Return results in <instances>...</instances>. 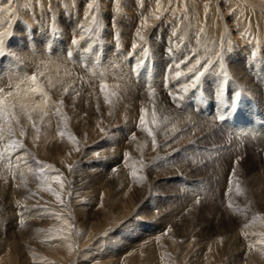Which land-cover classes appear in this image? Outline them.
<instances>
[{"label": "rangeland", "instance_id": "rangeland-1", "mask_svg": "<svg viewBox=\"0 0 264 264\" xmlns=\"http://www.w3.org/2000/svg\"><path fill=\"white\" fill-rule=\"evenodd\" d=\"M249 1L253 4L248 7L246 0H227L229 6L234 9L235 12L237 11V13H235L234 19L232 18V21L236 23V28L234 31H231V33H228L230 38L229 36L226 38L222 31L224 25L222 17L219 16L217 12L216 3H220V0H208L205 7L201 10L198 7L197 0H2L4 11L5 9L6 11L4 13L5 18L0 24V53L4 54L0 56V89L7 88L4 90L5 93H7V90H11L15 93L13 86L11 89L12 84L10 85V82L18 85L22 84L24 89L30 87V77L32 76L31 74H33L37 76V85L40 89L42 88L41 90L45 95L42 97L39 93L25 94L28 104L25 103V107L28 110H21L23 115L20 113V108L18 110L16 104L11 102L12 98L8 97L10 100L7 99V97L5 98V102H7L5 106L9 108V112L5 114L4 120L0 119L3 120V125L0 121V128L4 130L3 138L0 137V264H264V244L260 243V241L264 239V153H262L263 156H261V158L259 157L256 159L254 158L256 157L254 154H246L236 159L228 158L225 156V152L229 150V146L226 144V139L222 130L218 131L219 135L214 137V139H209L207 136L201 135L195 130L193 135L196 137V140L189 145L187 141L191 139L192 136L190 133L182 130L183 133L181 131L178 133L179 139L169 143V145H165L167 147L163 148V143L154 148L153 146L150 147L151 145L146 147L143 143H146L144 139H146L145 135L147 131H145V128H143L140 123L138 127L135 125L142 115L144 119H146L144 127L152 124L153 119L150 121L144 108L148 98L158 91V85L155 86L156 88H144L141 84L131 82L132 80L127 81L124 78L121 79V76L130 79L135 78L132 73L136 71L137 67H134L132 62L141 59L142 51L139 49L138 45L139 42L148 38V36L142 35L141 37H143V39L139 38L137 41L138 31L144 24L148 23V21H146L147 19L144 22L143 20L145 19V15L149 14L150 11L151 13H156V15L152 14L150 17V20L155 22L156 20L159 21L163 19L168 12L174 11L172 14H169L172 17L173 14H177V12L185 8L186 12L183 16L185 18L187 17L188 20H192L190 27L204 18V22H206L205 27H208L210 29V34H212L209 36V38L211 37L210 39L205 38L206 40L204 41L207 44L205 42L203 43L206 46L201 43L202 41L198 42V39H193L192 31H190L193 26L188 30L190 33H182L186 45H190V47H187L191 51L195 48L193 50L195 55L200 51V54H197L199 57L200 55L202 56L203 53H207L208 50L210 51L212 47L216 49L213 50L212 55L216 54L220 45H223L226 41L227 44H236L239 40L238 36L241 37L240 39L246 38V41L243 39V42H250L249 46H255L256 42L264 43V32H262L264 29V0ZM93 3L95 7L90 9L89 5ZM156 7H158L157 11ZM25 9L27 17L24 18L27 20L28 28H21L19 31L9 30L8 26L10 23H14V26L17 27L15 24L18 21V17L22 16ZM19 11H21V14ZM132 11H134L133 14L131 13ZM29 14H31V16L34 15L37 20L33 22ZM130 15L136 17L137 22L131 29L134 33L131 32L127 40L123 38L120 24L126 21L127 18L129 19V17H131ZM170 16L167 20L170 19ZM177 16L179 19L180 15ZM235 18H237V20ZM50 19L53 20L52 23L46 26V23L49 22ZM44 20H46V23ZM37 21L39 22V27ZM249 21H253V23L246 24V22ZM255 21L257 23L260 22V25ZM170 22H172V20ZM173 22L171 24H173ZM238 24L241 25L238 27ZM51 25L56 31L51 29ZM153 25L154 23L151 25L152 28H150L149 32L153 29ZM243 25L245 29L246 27L250 29V32L248 29L245 30ZM253 25L257 28L253 27ZM154 26H156V24ZM177 26L178 22L174 24L173 27L177 28ZM194 26L195 29H197L199 23ZM48 27L50 28L48 30V37L43 36L45 35L44 31H46ZM32 28H36L38 32ZM175 31H177V29ZM240 32V35L237 34ZM248 33H251V35L248 36ZM257 34L260 35L258 36ZM151 35L152 33L149 34V36ZM189 35L192 38L188 37ZM166 36H168V31ZM154 37H156V35H154ZM254 37L257 39L255 40ZM30 38H32L31 41ZM169 38L171 39L170 35ZM161 40H159V44L163 41V44H166L164 36L162 42ZM73 41H75V43H73ZM29 43L35 50L28 49ZM134 44L136 45L135 48H133ZM196 45H198V47ZM262 46L264 47V44H262ZM202 47L204 48L202 49ZM115 48L122 53L121 58L116 57ZM11 50L19 61L22 62L23 70H19L18 68L11 70L14 63V60L9 56ZM97 50L102 52L104 60L115 61L114 67H110L111 65L102 67L101 73L106 75L102 82L95 80L88 75V71H84L79 66V61L82 59L88 62L89 65L93 60H99L101 57H98ZM201 50H203V52ZM16 51L20 52L18 53L19 55ZM22 53L25 60L22 59ZM119 59L120 61L118 62L117 60ZM131 66L133 70L130 68ZM16 70L20 72H14ZM145 76V74L141 75V83L144 82ZM53 78L54 80H52ZM69 79H71L70 82ZM20 81H24V83ZM61 82H64L66 85ZM53 83L55 85H53ZM238 84L243 85L240 82H238ZM68 85L70 88L67 87ZM102 85L104 86L103 92L102 89H100ZM57 87L60 88V92ZM56 88L61 94H59L60 98L58 94H56L58 92L54 91ZM70 90L72 92H70ZM109 90L112 95L110 92H106ZM53 91L56 93L53 94ZM67 91L73 94L71 97L72 99L70 98L71 94L69 92L70 95H67ZM188 91L185 92L183 96V99L186 98V100L184 99L185 103H189L192 99L189 98L190 94ZM120 92L130 97V100L134 103L132 105L133 109L130 112L127 109V111L123 112L124 110L122 111L121 107L118 106L117 108L111 109V113L106 117V107L114 105L112 101H110V96L116 99L120 96ZM113 93L117 95L115 96ZM0 95H3V93H0ZM49 95L50 97L54 96V98H50ZM140 95L144 97H140ZM30 96L32 97L30 98ZM106 97L109 99H106ZM58 99H60V101ZM64 99L66 101H64ZM88 99H90V101ZM32 102L36 105L39 104L37 105L39 109H36L37 107ZM41 103H43V105ZM91 103H94L92 104L93 106ZM94 105L99 107L97 108ZM14 110L19 111V113ZM141 110H143L145 114ZM25 111H28V114H26ZM138 111H140V116ZM104 113L105 115H102ZM16 114H18V117ZM132 114L134 117L131 116ZM15 116L16 119H13ZM123 116L129 118L126 117L125 119ZM20 117L26 120L20 121ZM36 119L39 121H36ZM17 121H19V123ZM163 126H165L164 128L166 129V125ZM9 127H11V134H9ZM82 128L83 130L87 129L85 130L87 132L83 131ZM89 130H94V132L97 130V132L94 133L96 138L94 137V140L91 142H89L88 138ZM81 132L82 134L84 132V135H82ZM13 142H18V144L23 145V147H12ZM199 142H201V144H199ZM158 143L160 142L156 141V144ZM125 145L130 148L127 146L125 147ZM111 147L114 150H118V152L124 150L121 155H118L117 159L120 160L126 168L115 177L114 175L107 177L103 171L106 166L109 167L107 164H110L109 161L113 159L112 155L109 156V153L106 154V152L110 151ZM135 148L137 149L135 150ZM166 148H168V150ZM175 148L176 150H173ZM139 149L141 152L138 151ZM101 150H103L104 153H102ZM129 151H131L134 156L137 154L140 155H137L135 158L133 157V159ZM136 151L137 153H135ZM216 151H220L219 154H215ZM253 152L256 154L259 150L257 151L255 149ZM141 153H145V156ZM17 154L19 155V160H14L11 163V158H14L13 156ZM124 155L127 157L125 160H122ZM190 158L193 159L191 160ZM190 160L191 162H189ZM258 161L260 163H256ZM180 164L185 170L182 169ZM238 164H241L243 168ZM48 165H51L52 169L58 170V172L62 174V177L66 181L63 188L51 179L57 175V172L50 171L46 167ZM117 165L116 163L113 169L111 168L112 174H115L119 170L115 169V167H118ZM42 166L44 167L43 171H41ZM70 167L71 171L69 170ZM154 167H156L157 171ZM188 167L189 169H187ZM226 167L229 169L227 172L225 171ZM166 168L171 173H169ZM176 168L178 171L176 170L175 172ZM231 169L235 170V172L233 174L232 170L230 189L225 192L227 175ZM237 169H240V171H237ZM145 170L149 172L146 173L144 172ZM113 171L115 172L113 173ZM137 171L146 174L152 173V175L156 173L159 176L153 175L155 179L153 178L152 185H154L148 188L140 207H138L139 201H137V203L134 202L135 204L133 205L126 201L130 194L137 189L132 188L133 185L134 187L137 185ZM93 176L97 177V179L106 176L102 185L108 184L110 186L111 182L112 187L110 191H112L105 193L98 188L94 189L91 185V183H93L91 177ZM182 176L191 177V180L196 186L189 188L182 185L180 183ZM45 177L48 178L47 183H44L43 178ZM119 179H122V181L119 182ZM120 185L121 188L119 187ZM123 186L127 188L124 187L125 189L123 190ZM165 186H167V188ZM48 187L61 193L62 203L60 200H57L55 195L46 191ZM126 189L130 190L127 192ZM83 190L89 194L85 193ZM116 190L121 192H116ZM25 191L27 192L25 193ZM104 194L107 196H104ZM197 195L199 196L197 197ZM114 196L117 200H123L122 202L125 201V203L119 205ZM193 198L195 200L197 198L199 203ZM5 199H8V201ZM220 199L221 201H219ZM235 199H237V202ZM114 200L117 202L116 204H114ZM109 202L110 204L112 203L113 206L112 204L110 205ZM193 202H196L198 205ZM154 204L156 207H154ZM78 206L86 207L81 211L83 214H80V208ZM139 208L145 212L153 211L155 214L158 213L156 217L159 216L160 218H156V221L165 226V232L167 230L168 233L170 232L167 236L165 235V238H156V240H158L152 243L155 248L152 245V248L149 247L152 251L147 247L139 246H136V249H132L133 247L131 244L135 242L132 239L137 238L135 234L145 229L146 226L153 225L152 222L142 218L143 214L137 212ZM182 208L184 212L181 210ZM191 208L192 210H190ZM225 210L228 216H226ZM235 211L236 213H234ZM172 212H174L173 215H175V218L178 214L184 216L186 213V218L185 216L178 215L179 219L178 217L173 219L170 215ZM9 213H13L14 216H11ZM241 213L245 216H240ZM238 214L239 216H237ZM202 215H204V217ZM230 216L233 217L230 219L234 222L229 228L228 226L230 224L227 219H229ZM238 217L239 219H237ZM216 218H219V221L216 220ZM176 220L180 221L176 223ZM245 225H247V227H245ZM202 233L206 234L202 237ZM230 237L233 240L230 239ZM219 246H224L223 250L225 252L219 250ZM201 249L203 251H201ZM105 250H107V252ZM206 250L208 251L206 252ZM127 251L130 252V255ZM113 254L115 257L113 256L110 258ZM125 257L126 259H124Z\"/></svg>", "mask_w": 264, "mask_h": 264}, {"label": "bare ground", "instance_id": "bare-ground-1", "mask_svg": "<svg viewBox=\"0 0 264 264\" xmlns=\"http://www.w3.org/2000/svg\"><path fill=\"white\" fill-rule=\"evenodd\" d=\"M60 1V0H59ZM198 1V7H199V9L201 10V9H203L204 7H205V5L207 4V2H208V0H197ZM133 2V1H132ZM131 2V3H132ZM230 2V1H229ZM234 2V1H233ZM128 3H130V2H128ZM231 3V2H230ZM47 4V3H46ZM232 4V3H231ZM246 4L248 5V7L250 6V5H252L253 3H251V1H249V0H246ZM159 5V4H158ZM216 5H217V12H218V14H219V16H221L222 17V20H223V27H222V31H223V33H224V37H228L229 36V34L228 33H231V31H234L235 30V28H236V23L235 22H233L232 21V18L233 17H235V13H237V11L235 12V10L234 9H232L230 6H229V4L227 3V0H220V3H216ZM160 6V5H159ZM158 6V7H159ZM64 7V6H63ZM158 7H156V11L158 10ZM175 7V6H174ZM100 8V7H99ZM134 8H135V6H134ZM234 8V7H233ZM246 8V7H245ZM60 9V8H59ZM153 9H155V8H153ZM47 10V9H46ZM5 11H6V9H5ZM5 11H4V4L2 3V0H0V24H1V22L3 21V19L5 18ZM248 11V10H247ZM21 11H19V13H20ZM133 12L134 11H132L131 13L133 14ZM146 12V11H145ZM153 12V11H152ZM174 11H171L170 13L172 14ZM159 13V12H158ZM169 12L166 14V16H164V18L163 19H161V20H156L155 22H152L151 20H150V17L152 16V14H154V15H156V13L155 12H153V13H151V11H150V13L149 14H146L145 15V19L143 20V22L146 20V21H148V23H146V24H144L141 28H140V30L138 31V37H137V41L139 40V38L142 36V35H145L146 37L148 36V39H149V41H151V46H152V48L154 49V53H155V55L158 57L160 54H162V51H163V49L162 48H164V47H161L160 45H156V41L154 40V35L155 34H157V31L158 30H160L161 32H163L164 30H165V28H166V25H167V23H168V21L170 22L171 20L173 21L174 19L169 15L170 14ZM210 13V12H209ZM249 13H250V11H249ZM254 13H255V11H254ZM21 14V13H20ZM121 14V13H120ZM260 14V13H259ZM28 15V14H27ZM128 15V14H127ZM153 15V16H154ZM131 17H129V19L127 18V20L126 21H123V22H121V29H122V32H123V38H125V39H127L128 40V38H129V34L132 32L131 31V29H132V27L135 25V23L137 22V18L136 17H133L132 15H130ZM170 16V19L169 20H167L168 19V17ZM22 17V18H21ZM24 17H27L26 16V9H25V12H23L22 13V16H19L18 17V21H17V23L15 24V25H17V27L16 26H14V23H10L9 24V26H8V29L10 30H13V31H19L21 28L23 29V26H22V19L24 18ZM260 17V16H259ZM126 18V17H125ZM172 18V19H171ZM227 18H229V19H227ZM252 18V17H251ZM24 19H26V18H24ZM108 19V18H107ZM117 19V18H116ZM234 19V18H233ZM236 20H237V18H235ZM248 19H249V17H248ZM260 19V18H259ZM258 20V19H257ZM108 21V20H107ZM109 21H110V23H111V20L109 19ZM175 21H178V17H177V19L175 18ZM191 19L190 20H188L187 19V17L185 18L184 16L182 17V19H181V24L177 27V29H178V31L179 32H177V31H175V35H172V38H174V40H173V42L172 43H175L176 44V49H180L179 51H178V53H180V54H182L181 56L184 58V61H183V63L180 65V68L179 69H177L176 68V65H173V64H171L170 65V70H171V73H172V79H173V82H171L172 84H174L173 86H172V88L171 89H167L163 84H161V85H159L158 84V87H157V92L156 93H154V94H152L151 96H150V98H148V100H147V102H146V104H145V110H146V114L149 116V118H150V121H151V119H153V116H152V113L153 112H155L156 113V119H155V121H153L152 122V124H149V125H147L146 127L147 128H149L151 131H152V133H153V135L152 136H149L148 135V132H147V134L145 135V137H146V139H144L145 141H146V143H143L144 145H146V147L147 146H150V147H152L153 146V138H155V141H158V142H160V143H158V144H156V147L157 146H160L161 145V143H163V148L164 147H167V146H165V145H169V143H171V142H173V141H175V140H177V139H179V135H178V133L181 131L182 132V130L185 132H188V133H190V135L192 136V138L191 139H188V141H187V144L189 145V144H192V143H194L195 142V140H196V137L193 135V132H195V130H197L198 132L197 133H199V134H201V135H205V136H207L209 139H214V137H217V135H219V133H218V131L219 130H223V129H221L220 128V126H219V124L212 118V117H202V116H198V115H196L192 110H190L189 108H183V109H180V108H178V107H176L175 106V104L170 100L171 99V97H172V95H175V94H177L179 97H181V98H183V96L185 95L184 93H185V91H184V89L182 88V87H180V88H178V86H177V84H176V81L178 80V81H180V83H181V81L183 82V81H185V80H188V79H190L189 77L192 75V74H190V73H188V71H187V69H188V67H191L193 64H195L196 63V61L197 60H199L200 62H201V67H200V70L201 69H203V70H205V68L207 69V71L206 72H208V73H211V72H214L215 73V75H213V76H211L210 78H218V76L219 77H222L223 76V74H221V73H219V71H221V70H223V72L225 73L226 72V69H225V65L226 66H228V68H230L229 69V71H230V75H232V73H235V75H236V78H237V81L238 82H240L241 84H243L244 85V87L247 89V90H249V91H252V92H256L257 90H258V83L256 82H254L253 80L251 81L250 79H248V74H249V71H248V66H247V64H245L244 63V60H246V59H248V58H250V57H252V55H253V57H256V58H258L259 57V55L261 56V61H263L264 62V47L262 46V44H264V43H259V42H256V44H255V46H249V44H248V42H243L244 40L243 39H245V41H246V38H242V39H240L241 37L240 36H238L239 37V40L236 42V44H234V45H232V44H227L226 42L222 45H220V47L218 48V51H217V53L216 54H214V55H212L213 54V50H216V49H213V47L211 48V50L209 51H207V53L205 54V53H203V54H205V55H203L202 54V56L200 55V57L199 56H197V54L200 52H198V53H196V55H195V53L193 52V50L195 49H193L192 51L187 47V46H189V45H186V43H185V39L182 37V33L184 32H188V33H190V31H188L189 29H191V27L192 26H194V25H192L191 27H190V25H191ZM239 21H240V19H239ZM242 21V20H241ZM245 21V20H244ZM248 21V20H247ZM259 21V20H258ZM167 22V23H166ZM256 22V21H255ZM154 23V25L156 24V26H154L153 25V29L149 32V30H150V28H152V24ZM193 23V22H192ZM247 23H250V21L249 22H246V24ZM257 23V22H256ZM255 23V24H256ZM260 22H258L257 24H259ZM84 24V23H83ZM112 24V23H111ZM242 24V23H241ZM241 24H238L237 26L239 27ZM251 24V23H250ZM254 24V25H255ZM72 25V24H71ZM76 25V24H75ZM253 25V27H255ZM260 25V24H259ZM258 25V26H259ZM2 26V25H1ZM86 26V25H85ZM185 26H186V28H185ZM246 26V25H245ZM220 27H221V25H220ZM243 27H244V25H243ZM263 27V26H262ZM255 28H257V27H255ZM261 28V27H260ZM206 29L207 30H209L210 31V29L208 28V27H206ZM238 29V28H237ZM244 29H245V27H244ZM246 29H248L247 27H246ZM245 29V30H246ZM251 29H252V27H251ZM254 29V28H253ZM184 30V31H183ZM249 30V32H250V29H248ZM255 30V29H254ZM260 30V29H259ZM243 31V30H242ZM262 31V30H261ZM85 32V31H84ZM218 32V31H217ZM252 32V31H251ZM255 32V31H254ZM262 32H264V29H263V31ZM132 33H134V32H132ZM150 33H152V35L151 36H149V34ZM194 33V32H193ZM192 33V34H193ZM236 33V32H235ZM235 33H233V34H235ZM244 33V32H243ZM261 33V32H260ZM219 34V33H218ZM237 34H241V32L240 33H237ZM222 35V34H221ZM247 35V34H246ZM249 35H251V33L249 34L248 33V36ZM258 36L260 35V34H257ZM263 35V34H262ZM261 35V36H262ZM157 36V35H156ZM194 36V35H193ZM243 36V35H242ZM247 36V37H248ZM188 37H190V38H192L190 35L188 36ZM215 37H217V36H215ZM222 37V36H221ZM233 37V36H232ZM231 37V38H232ZM237 37V36H236ZM237 37V38H238ZM252 37V36H251ZM176 38V39H175ZM206 38V37H205ZM211 38V37H210ZM229 38H230V36H229ZM236 38V39H237ZM248 38H250V37H248ZM247 38V39H248ZM255 38V37H254ZM262 38V37H261ZM189 39V38H188ZM214 39V38H213ZM213 39H212V41H213ZM252 39V38H251ZM257 38H255V40H256ZM163 40V39H162ZM162 40H161V42H162ZM179 40H181V41H179ZM191 40V39H190ZM224 40V39H223ZM227 40V39H226ZM233 40H235V39H233ZM254 40V39H253ZM255 40H254V42H255ZM260 40V39H259ZM189 41V40H188ZM187 41V42H188ZM228 41H229V39H228ZM236 41V40H235ZM234 41V42H235ZM249 41H251V40H249ZM258 41V40H257ZM264 41V40H263ZM142 42H145L144 40H142ZM164 42V41H163ZM197 42V41H196ZM205 42V41H204ZM195 43V42H194ZM190 44V43H189ZM211 44V43H210ZM140 45H143V44H140ZM192 45V44H191ZM218 45V44H217ZM231 45H232V49H230V50H228V47H231ZM23 46V45H22ZM197 47H198V45H196ZM206 46V45H205ZM211 47V46H210ZM204 47H202V49H203ZM197 49V48H196ZM199 49V48H198ZM205 50H206V48H205ZM202 52H203V50H201ZM17 52V54L18 53H20L19 51H16ZM215 52V51H214ZM163 53H164V51H163ZM164 54H166V53H164ZM200 54V53H199ZM198 54V55H199ZM19 55V54H18ZM38 57V56H37ZM22 59H24V57H23V53H22ZM25 60V59H24ZM34 60H36V59H34ZM43 61V60H42ZM32 62V61H31ZM167 62H169L170 63V61H168L167 60ZM158 63L160 64V65H164L165 63H166V61L165 60H161V59H159L158 60ZM52 64H54V63H52ZM228 64V65H227ZM29 65V64H28ZM166 65L168 66V64L166 63ZM40 66V65H39ZM54 66V65H53ZM60 67H62V66H60ZM65 67V66H64ZM54 68V67H53ZM38 69V68H37ZM58 70V69H57ZM177 70H179V71H181L182 73H183V75H181L179 78H177L176 76H175V71H177ZM58 71H60V70H58ZM216 71H218V73H216ZM232 71V72H231ZM39 72V71H38ZM63 72V71H62ZM64 73V72H63ZM54 74V73H53ZM59 74V73H58ZM44 75V74H43ZM21 76V75H20ZM45 76V75H44ZM60 76V75H59ZM58 76V77H59ZM47 77V76H46ZM52 77V76H51ZM56 77V76H55ZM6 78V77H5ZM45 78V77H44ZM74 78V77H73ZM46 79V78H45ZM61 79V78H60ZM52 80H54V78L52 79ZM43 81V80H42ZM47 81V80H46ZM50 81V80H49ZM48 81V82H49ZM63 81V80H62ZM71 81V79H69V82ZM7 82V81H6ZM21 82V81H20ZM57 82V81H56ZM66 82V81H65ZM192 81L191 80H188V82H185V83H191ZM61 83H64V82H61ZM68 83V82H67ZM202 83V82H201ZM8 84V83H7ZM12 84V85H11ZM65 84V83H64ZM68 84H71V83H68ZM164 84H165V82H164ZM9 85V84H8ZM10 85H11V89H12V86H13V90L15 91V93H19V95H15V93H14V95L13 96H11V97H9V98H12V101L11 102H13V103H15L16 104V108L19 110V108H20V113H21V110L22 111H24V110H26L27 108L25 107L26 105H25V103L27 104V102H26V96H25V92H24V86L21 84L20 85V87H19V89H17L16 88V85H18V84H16V83H13V82H10ZM41 85V84H40ZM46 85V84H45ZM53 85H55L54 83H53ZM66 85V84H65ZM73 85V84H72ZM72 85H70V86H72ZM212 85H214V84H212ZM43 86V85H42ZM49 86V85H48ZM51 86V85H50ZM73 86H75V85H73ZM67 87H69V85L67 86ZM66 87V88H67ZM79 87H81V86H79ZM216 87H217V85H216ZM10 88V87H9ZM46 88V87H45ZM48 88V87H47ZM58 88V87H57ZM57 88H56V90L54 89V91H57ZM70 88V87H69ZM74 88V87H73ZM83 88V87H82ZM92 88V87H91ZM156 88V87H155ZM169 88V87H168ZM7 88H5L4 90H6ZM42 89V88H41ZM60 88H58V91L60 92V90H59ZM62 89H63V84H62ZM75 89V88H74ZM77 89V88H76ZM101 89V88H100ZM107 89V88H106ZM202 87L200 88H198V86H195V91H197V93H199V91H202ZM51 90V89H50ZM53 90V89H52ZM65 90V89H64ZM72 90V89H71ZM70 90V92H72ZM91 90V89H90ZM93 90V89H92ZM9 91H11V90H9ZM48 91V90H47ZM46 91V92H47ZM54 91H53V94H55L54 93ZM57 91V92H58ZM76 91V90H75ZM79 91V90H78ZM84 91V90H83ZM88 91V90H87ZM190 91V90H189ZM7 92H8V90H7ZM56 93V94H58V97L60 98V96H59V94L60 93ZM69 91H67L66 93H67V95L70 93H68ZM81 92V91H80ZM93 92V91H92ZM103 92V91H102ZM106 92H110V90L109 91H106ZM118 92V91H117ZM51 93V92H50ZM65 93V92H64ZM63 93V94H64ZM76 93V92H75ZM121 93V92H120ZM119 93V94H120ZM135 93V92H134ZM137 93V92H136ZM153 93V92H152ZM38 94V93H37ZM49 94V93H48ZM71 94V93H70ZM69 94V95H70ZM79 94V93H78ZM87 94V93H86ZM95 94V93H94ZM109 94V93H108ZM110 94H111V92H110ZM114 95H115V93H113ZM118 94V95H119ZM121 94H123V93H121ZM120 94V96L119 97H117L116 99H113V97H111L110 96V101H112V103L114 104V105H110V106H107L106 107V117L111 113V109H113V108H117L118 106H120L121 107V109H122V111L123 112H125V111H131L133 108V102L130 100V97L127 95V94H123V95H121ZM29 95V94H28ZM61 95V94H60ZM67 95H66V97H67ZM72 95L73 94H71L70 95V98L72 97ZM112 95V94H111ZM117 95V94H116ZM115 95V96H116ZM135 95V94H134ZM138 95H139V93H138ZM138 95H136V96H138ZM141 96H143V95H140V97ZM214 96H216V93H215V95ZM28 97V96H27ZM32 96H30V98H31ZM46 97V96H45ZM48 97V96H47ZM49 97H50V95H49ZM51 97H53L54 98V96H51ZM50 97V98H51ZM55 97H57V96H55ZM64 97V96H63ZM62 97V98H63ZM73 97H75V96H73ZM81 97V96H80ZM83 97H84V95H83ZM107 97H108V95H107ZM144 97V96H143ZM148 97V96H147ZM8 97H7V99H9ZM65 98V97H64ZM79 98V97H78ZM90 98V97H89ZM99 98V97H98ZM133 98H134V96H133ZM136 98V97H135ZM6 99V100H7ZM72 99V98H71ZM70 99V100H71ZM80 99V98H79ZM94 99V98H93ZM107 99H109V98H107ZM185 100H186V98H184ZM10 100V99H9ZM32 100H33V98H32ZM56 100H57V98H56ZM59 101H60V99H58ZM68 100H69V98H68ZM75 100V99H74ZM77 100V99H76ZM89 101H90V99H88ZM133 100V99H132ZM140 100H142V99H140ZM30 101V100H29ZM34 101V100H33ZM39 101V100H38ZM55 101V100H54ZM64 101H66L65 99H64ZM88 101V102H89ZM109 101V102H110ZM139 101V100H138ZM37 102V101H36ZM92 102H95V101H92ZM97 102V101H96ZM144 102V101H143ZM185 102V101H184ZM188 102V101H187ZM5 103H7V102H5ZM30 103V102H29ZM32 103H34V102H32ZM48 103V102H47ZM50 103H51V101H50ZM64 103H66V102H64ZM136 103V102H135ZM35 104V103H34ZM42 105H43V103H41ZM70 104V103H69ZM89 104V103H88ZM92 104H94V103H91V105ZM96 104V103H95ZM110 104H111V102H110ZM188 104L189 103H186V105L188 106ZM28 105V104H27ZM37 105H39V104H37ZM36 104H35V106L37 107L36 109H39L38 107L39 106H37ZM41 105V106H42ZM62 105H64V104H62ZM23 106V107H22ZM30 106V105H29ZM93 106V105H92ZM95 106V105H94ZM186 106V107H187ZM30 107H32V106H30ZM34 107V106H33ZM64 107V106H63ZM95 107H97V106H95ZM99 107V106H98ZM97 107V108H98ZM101 107V106H100ZM45 108V107H44ZM62 108V107H61ZM70 108V107H69ZM68 108V109H69ZM96 108V109H97ZM31 109V108H30ZM94 109V108H93ZM127 109V110H126ZM28 110V109H27ZM60 110V109H59ZM14 111H17V110H14ZM88 111V110H87ZM103 111V110H102ZM137 111V110H136ZM142 111V110H141ZM18 113H19V111H17ZM16 112V113H17ZM26 112V114H28L27 112L28 111H25ZM37 112V111H36ZM74 112V111H73ZM83 112V111H82ZM104 112V111H103ZM102 112V113H103ZM140 111H138V113H139ZM67 113V112H66ZM71 113V112H70ZM134 113V112H133ZM143 113H144V111H143ZM144 113V114H145ZM22 115H23V113H21ZM37 114V113H36ZM35 114V115H36ZM87 114H88V112H87ZM119 114H121V113H119ZM125 114V113H124ZM127 114H130V113H127ZM135 114V113H134ZM18 114H16V116H17ZM41 115V114H40ZM67 115H70V114H67ZM102 115H105V113L104 114H102ZM112 115V114H111ZM126 115V114H125ZM138 115V114H137ZM141 114L139 113V116H140ZM11 116V115H10ZM16 116H15V118H13V119H16ZM21 116V115H20ZM34 116V115H33ZM72 116V115H71ZM130 116V115H129ZM131 116H133V114L131 115ZM18 117V116H17ZM102 117V116H101ZM105 117V118H106ZM123 117H125V116H123ZM127 117V116H126ZM126 117H125V119H126ZM134 117V116H133ZM21 118H23V117H20V121L21 120H26L25 118L24 119H21ZM30 118V117H29ZM35 118V117H34ZM33 118V119H34ZM40 118V117H39ZM97 118V117H96ZM127 118H129V117H127ZM140 118V117H139ZM138 118V119H139ZM146 118H148V117H146ZM33 119H31V120H33ZM131 119V118H130ZM4 120V119H3ZM3 120H0L1 121V123H2V121ZM83 120H84V118H83ZM146 120V119H145ZM36 121H39V120H37L36 119ZM35 121V122H36ZM95 121V120H94ZM117 121V120H116ZM123 121V120H122ZM148 121V120H147ZM4 122H6V121H4ZM22 122H24V121H22ZM139 122H140V120H139ZM0 123V124H1ZM18 123H19V121H18ZM38 123V122H37ZM45 123V122H44ZM74 123V122H73ZM78 123V122H77ZM8 124V123H7ZM13 124V123H12ZM25 124H26V122H25ZM88 124V123H87ZM109 124V123H108ZM146 124H148V123H146ZM192 124V125H191ZM2 125H3V123H2ZM22 125H23V123H22ZM27 125V124H26ZM74 125V124H73ZM81 125H83V124H81ZM81 125H79V126H81ZM112 125H114V124H112ZM163 125H166V129L164 128L165 126H163ZM16 126H20V125H16ZM61 126V125H60ZM163 126V127H162ZM196 126V127H195ZM29 127V126H28ZM77 127V126H76ZM141 127V126H140ZM20 128V127H19ZM23 128V127H22ZM70 128V127H69ZM78 128V127H77ZM98 128V127H97ZM142 128V127H141ZM143 128H145L144 126H143ZM68 129V128H67ZM80 129V128H79ZM18 130V129H17ZM70 130V129H69ZM72 130V129H71ZM82 130H83V128H82ZM85 130H87V129H85ZM85 130H83V131H85ZM73 132H75V131H73ZM72 132V133H73ZM85 132H87V131H85ZM97 132V130L94 132V130H89L88 131V138H89V142H91L92 140H94V137H95V134L94 133H96ZM42 133H45V132H42ZM47 133V132H46ZM183 133V132H182ZM68 134V133H67ZM79 134V133H78ZM81 134H82V132H81ZM181 134V133H180ZM221 134V133H220ZM82 135H84V132H83V134ZM182 135V134H181ZM186 135H189V134H186ZM185 135V136H186ZM197 135V134H196ZM223 135L225 136V139H226V142L229 140V137L227 136V134H225V132L223 131ZM38 136V135H37ZM41 136V135H40ZM45 136V135H44ZM183 136V135H182ZM199 136V135H198ZM82 137V136H81ZM160 137V138H159ZM264 137V135L263 136H261L260 138H258V139H255V138H252V139H248V140H246V142H245V144H244V149H239V150H236L235 151V149L234 148H232L230 145H228L229 146V150L227 151V152H225V156H227L228 158H235L236 159V157L237 158H241V156H244V155H246V154H254L256 157H254L255 159L256 158H261V156H263L262 155V153H264V142H263V140H262V138ZM1 138H3V137H1ZM82 138H84V137H82ZM96 138V137H95ZM102 138H103V136H102ZM138 138V137H137ZM140 138V137H139ZM159 138V139H158ZM6 139V138H5ZM37 139V138H36ZM34 140V139H33ZM100 140V139H99ZM98 140V141H99ZM140 140V139H139ZM143 140V139H142ZM181 140V139H180ZM2 141V140H1ZM96 141V140H95ZM135 141V140H134ZM84 142V141H83ZM94 142V141H93ZM141 142V141H140ZM181 142V141H180ZM33 143V142H32ZM55 143V142H54ZM53 143V144H54ZM47 144V143H46ZM57 144V143H56ZM126 144V143H125ZM133 144V143H132ZM183 144H184V142H183ZM182 144V145H183ZM199 144H201V142H199ZM207 144V143H206ZM52 145V144H51ZM87 145V144H86ZM129 145V144H128ZM141 145V144H140ZM173 145V144H172ZM178 145V144H177ZM204 145V144H203ZM74 146V145H73ZM72 146V147H73ZM120 146V145H119ZM127 145H125V147H126ZM161 146V147H162ZM176 146V145H175ZM260 146H262V148L261 149H258ZM108 147V146H107ZM122 147H124V146H122ZM127 147H129V146H127ZM138 147H139V145H138ZM185 147V146H184ZM54 148V147H53ZM109 148V147H108ZM130 148V147H129ZM149 148V147H148ZM154 148V147H153ZM178 148V147H177ZM196 148V147H195ZM37 149V148H36ZM120 149H123V148H120ZM126 149V148H125ZM137 148H135V150H136ZM141 149H143V148H141ZM158 149V148H157ZM167 150H168V148H166ZM166 149H164V150H166ZM187 149H189V148H187ZM259 150V152L258 153H254L253 151L254 150ZM7 150V149H6ZM12 150V149H11ZM25 150V149H24ZM47 150V149H46ZM128 150V149H127ZM126 150V151H127ZM134 150V151H135ZM146 150V149H145ZM145 150H143V151H145ZM173 150H176V148L175 149H173ZM40 151V150H39ZM108 151V150H107ZM124 151V150H123ZM122 151V152H123ZM131 151H132V149H131ZM131 151H129V153L131 152ZM138 151H140L141 152V150L139 149ZM160 151V150H159ZM170 151V150H169ZM169 151H167V152H169ZM191 151V150H190ZM196 151V150H195ZM53 152V151H52ZM81 152V151H80ZM79 152V153H80ZM89 152V151H88ZM101 152L102 153H104L103 152V150H101ZM106 152V151H105ZM122 152H118V150H114V149H112V147H111V149H110V151L109 152H106V154L107 153H109L108 155L109 156H113V159H112V161H109V163L110 164H107L109 167H105L104 169H103V171H104V173H105V175H107V177L108 176H113L114 175V177L117 175V174H119V173H122V171H124L125 170V168L126 167H124L123 166V164H122V162L120 161V160H118L117 159V157H118V155H121V153ZM128 152V151H127ZM133 152V151H132ZM132 152H131V157L133 158H135L136 156H134V155H132ZM199 152V151H198ZM46 153H48V152H46ZM59 153V152H58ZM135 153H137V151L135 152ZM151 153V152H150ZM166 153V152H165ZM186 153V152H185ZM45 154V153H44ZM49 154V153H48ZM55 154V153H54ZM127 154V153H126ZM141 154H143L144 156H145V153H141ZM169 154V153H168ZM194 154V153H193ZM43 155V154H42ZM59 155V154H58ZM81 155V154H80ZM101 155V154H100ZM104 155V154H103ZM140 155V154H139ZM138 155V156H139ZM148 155H149V153H148ZM161 155V154H160ZM195 155V154H194ZM11 156V155H10ZM22 156V155H21ZM52 156H53V154H52ZM105 156V155H104ZM150 156V155H149ZM14 158H11L12 160H11V163L14 161V160H19V155L17 154V155H15V156H13ZM80 157H82V156H80ZM129 157V156H128ZM158 157V156H157ZM156 157V158H157ZM264 157V156H263ZM86 158V157H85ZM131 158V159H132ZM133 158V159H134ZM152 158V157H151ZM21 159V158H20ZM51 159V158H50ZM91 159V158H90ZM133 159H132V161H133ZM191 160L193 159V158H190ZM53 160H55V159H53ZM140 160V159H139ZM191 160L189 161V162H191ZM245 160V159H244ZM248 160V159H247ZM246 160V161H247ZM250 160V159H249ZM21 161V160H20ZM19 161V162H20ZM56 161V160H55ZM132 161L130 160V162L132 163ZM164 161V160H163ZM242 161V160H241ZM246 161H244V162H246ZM254 161V160H253ZM261 161V160H260ZM145 162V161H144ZM243 162V161H242ZM118 164L117 166L119 167H115V169H119L115 174H112L111 173V168L113 169V166H114V164ZM240 163V162H239ZM251 163H253V162H251ZM255 163V162H254ZM256 163H260L259 161L258 162H256ZM18 164V163H17ZM147 164V163H146ZM150 164H152V163H150ZM165 164H167V163H165ZM198 164V163H197ZM242 164V163H241ZM241 164H238L239 166L241 165ZM248 164V163H247ZM14 165H15V163H14ZM136 165V164H135ZM162 165V164H161ZM181 165V164H180ZM186 165V164H185ZM246 165V164H245ZM250 165V164H249ZM252 165H254V164H252ZM105 166V165H104ZM128 166V165H127ZM144 166H146V165H144ZM163 166V165H162ZM167 166H169V165H167ZM166 166V167H167ZM179 166V165H178ZM177 166V167H178ZM232 166V165H231ZM242 166V165H241ZM246 166H248V165H246ZM258 166V165H257ZM136 167V166H135ZM137 167H139V166H137ZM147 167V166H146ZM158 167V166H157ZM165 167V166H164ZM169 167H171V166H169ZM175 167V166H174ZM181 167H182V169H183V166L181 165ZM185 167V166H184ZM193 167V166H192ZM245 167V166H244ZM249 167V166H248ZM155 168V170L157 171V169H156V167H154ZM172 168V167H171ZM232 168V167H231ZM239 168H241V167H239ZM242 168H243V166H242ZM247 168V167H246ZM253 168V167H252ZM259 168V167H258ZM264 168V167H263ZM11 169V168H10ZM135 169V168H134ZM140 169H142V168H140ZM144 169V168H143ZM179 169H180V167H179ZM187 169H189V167L187 168ZM186 169V170H187ZM194 169V168H193ZM14 170V169H13ZM147 170V169H146ZM144 171V172H146V173H148L149 171ZM160 170V169H159ZM166 170H167V168H166ZM171 170V169H170ZM176 170H177V168L175 169V172H176ZM181 170V169H180ZM183 170H185V168L183 169ZM191 170V169H190ZM227 170H229L228 169V167H226L225 168V171L227 172ZM244 170H245V168H244ZM258 170V169H257ZM256 170V171H257ZM91 171V170H90ZM131 171H132V169H131ZM168 171V170H167ZM178 171V170H177ZM206 171H208V170H206ZM237 171H240V169L238 170L237 169ZM259 171V170H258ZM264 171V170H263ZM97 172V171H96ZM115 171H113V173H114ZM136 172V171H135ZM138 172V171H137ZM169 172V171H168ZM173 172V171H172ZM146 173H143V172H138L137 173V177H138V181H137V185H135V187H134V185L132 186V188L134 189V188H137V189H135L131 194H130V196L126 199V201H127V203H130L131 205H133V204H135V203H137V201H139V204H138V207H140L141 206V202L143 201V198H144V196H145V194H146V192H147V190H148V188H150V186L152 185V180H153V178H154V176L153 175H155V176H158L156 173H154L153 175H152V173H149V174H146ZM169 173H171V172H169ZM174 173V172H173ZM201 173V172H200ZM244 173V172H243ZM247 173V172H246ZM26 174V173H25ZM25 174H24V176H25ZM96 174V173H95ZM163 174V173H162ZM164 174H165V171H164ZM181 174V173H180ZM191 174V173H190ZM202 174H203V171H202ZM207 174V173H206ZM228 174H229V172H228ZM260 174V173H259ZM259 174H258V176H259ZM263 174V173H262ZM28 175V174H27ZM167 175L169 176V174L167 173ZM166 175V176H167ZM178 175V174H177ZM238 175H239V172H238ZM32 176V175H31ZM92 176V175H91ZM99 176V175H98ZM161 176V175H160ZM163 176V175H162ZM240 176V175H239ZM106 177V176H105ZM104 177V178H105ZM121 177V176H120ZM124 177V176H123ZM159 177V176H158ZM227 177H228V175H227ZM234 177V176H233ZM260 177V176H259ZM24 178V177H23ZM89 178V177H88ZM104 178H98L97 179V177H95V176H93V177H91V180L93 181V183H91V185H92V187L95 189V188H98V189H100L101 191L103 190L105 193H108V192H111L110 191V188L112 187L111 185V182H110V186L108 185V184H104V185H102L103 184V180H104ZM113 178V177H112ZM118 178V177H117ZM157 178V177H156ZM226 178V177H225ZM236 178H238V177H236ZM240 178V177H239ZM245 178V177H244ZM111 179V178H110ZM115 179V178H114ZM132 179V178H131ZM155 179V178H154ZM261 179H262V177H261ZM22 180V179H21ZM107 180V179H106ZM126 180V179H125ZM238 180V179H237ZM34 181V180H33ZM120 181H122V179L120 180L119 179V182ZM129 181V180H128ZM85 182V181H84ZM105 182V181H104ZM114 182V181H113ZM117 182V181H116ZM124 182V181H123ZM27 183V182H26ZM106 183V182H105ZM254 183V182H253ZM83 184V183H82ZM85 184V183H84ZM114 184V183H113ZM120 184V183H119ZM124 184H125V182H124ZM135 184V183H134ZM25 185V184H24ZM118 185V184H117ZM132 185V184H131ZM154 185V184H153ZM152 185V186H153ZM22 186V185H21ZM34 186V185H33ZM81 186V185H80ZM79 186V187H80ZM104 186V187H103ZM163 186V185H162ZM168 186V185H167ZM167 186H165L166 188H167ZM234 186H235V184H234ZM120 188H121V185L119 186ZM125 186H123V190L125 189V188H127L128 187V185H127V187H125ZM168 187H170V186H168ZM233 187V186H232ZM22 188V187H21ZM84 188V187H83ZM155 188V187H154ZM157 188V187H156ZM160 188V187H159ZM14 189V188H13ZM28 189H29V187H28ZM27 189V190H28ZM127 190V189H126ZM128 190H130V189H128ZM128 190H127V192H128ZM132 190V189H131ZM20 191V190H19ZM22 191V190H21ZM33 191V190H32ZM84 191V190H83ZM90 191V190H89ZM102 191V192H103ZM118 190H116V192H117ZM164 191H166V190H164ZM225 191V190H224ZM27 191H25V193H26ZM85 192V191H84ZM116 192H113V193H116ZM119 192V191H118ZM121 192V191H120ZM119 192V193H120ZM131 192V191H130ZM152 192H153V190H152ZM162 192V191H161ZM168 192V191H167ZM23 193V192H22ZM85 193H88V192H85ZM113 193H112V195H113ZM119 193H117V194H119ZM124 193V192H123ZM24 194V193H23ZM89 194V193H88ZM111 194V193H110ZM125 194V193H124ZM155 194V193H154ZM1 195H3V194H1ZM8 195V194H7ZM6 195V196H7ZM9 195H10V192H9ZM8 195V196H9ZM29 195V194H28ZM87 195V194H86ZM106 194H104V196H105ZM116 195V194H115ZM200 195V194H199ZM19 196V195H18ZM25 196H27V195H25ZM24 196V197H25ZM95 196V195H94ZM107 196V195H106ZM195 196V195H194ZM229 196V195H228ZM13 197V196H12ZM20 197V196H19ZM23 197V196H22ZM10 198H11V195H10ZM87 198V197H86ZM90 198V197H89ZM108 198V197H107ZM112 198V197H111ZM114 198H115V196H114ZM124 198V197H123ZM233 198V197H232ZM26 199V198H25ZM95 199V198H94ZM194 199V198H193ZM193 199H192V201H193ZM5 200H7L8 201V199H5ZM27 200V199H26ZM92 200V199H91ZM96 200H98V199H96ZM106 200H108V199H106ZM110 200V199H109ZM115 200L119 203V205L120 204H124L125 203V201L124 202H122L121 200H117V198H115ZM114 200V204H116L117 202ZM195 200V199H194ZM196 200H197V198H196ZM195 200V201H196ZM242 200V199H241ZM119 201H121V202H119ZM219 201H221V199L219 200ZM234 201V200H233ZM235 201L237 202V199H235ZM108 202V201H107ZM106 202V203H107ZM113 202V201H112ZM135 202V203H134ZM232 202V201H231ZM78 203H80V202H78ZM194 203V202H193ZM196 203V202H195ZM194 203V204H195ZM103 204V203H102ZM109 204H110V202H109ZM112 204V203H111ZM110 204V205H111ZM158 204H159V202H158ZM171 204V203H170ZM190 204V203H189ZM197 204V203H196ZM78 205V204H77ZM83 205V204H82ZM164 205V204H163ZM167 205V204H166ZM185 205V204H184ZM187 205V204H186ZM191 205V204H190ZM198 205V204H197ZM210 205V204H209ZM239 205V204H238ZM80 206V205H79ZM78 206V207H79ZM106 206V205H105ZM112 206H113V204H112ZM117 206V205H116ZM125 206V205H124ZM213 206V205H212ZM233 206V205H232ZM26 207V206H25ZM84 207L85 206H81V207H79L80 208V210H79V212H80V214H83V212H81L82 210H84ZM118 207V206H117ZM122 207V206H121ZM120 207V208H121ZM137 207V208H138ZM154 207H156V205L154 204ZM158 207V206H157ZM200 207V206H199ZM86 208V207H85ZM111 208V207H110ZM185 208V207H184ZM190 208V207H189ZM197 208V207H196ZM195 208V209H196ZM217 208V207H216ZM117 209V208H116ZM127 209V208H126ZM214 209V208H213ZM230 209V208H229ZM106 210V209H105ZM135 210V209H134ZM154 210H156V209H154ZM183 212H184V210H183V208L181 209ZM187 210H189V209H187ZM187 210H186V212H187ZM190 210H192V208L190 209ZM208 210V209H207ZM77 211V210H76ZM98 211V210H97ZM96 211V212H97ZM100 211H102V210H100ZM109 211V210H108ZM107 211V212H108ZM177 211V210H176ZM179 211H180V209H179ZM199 211V210H198ZM105 212V211H104ZM110 212V211H109ZM125 212V211H124ZM137 212L139 213V214H143L142 215V218L144 219V220H146V221H150V222H152L153 223V225H148V226H146V228L145 229H143V230H141V231H139L138 233H136L135 235H136V237L137 238H134V239H132V240H134L135 242H132V249H136V246H139V247H147V248H149V247H151V245H152V243H155L154 241L156 240V238H158V239H162V238H165V235L167 236V234H169L168 233V230L165 232L164 231V227L165 226H163V225H161L160 223H158L157 221H156V218H158V217H156L157 216V214H155L153 211H148V212H145V211H143V210H140V208H139V210H137ZM162 212V211H161ZM168 212V211H167ZM166 212V213H167ZM195 212V211H194ZM197 212V211H196ZM208 212V211H207ZM214 212V211H213ZM212 212V213H213ZM225 212H226V210H225ZM227 212H228V209H227ZM227 212H226V214H227ZM238 212V211H237ZM77 213V212H76ZM86 213V212H85ZM173 213L174 212H172L170 215L173 217V219L175 218L174 216L175 215H173ZM189 213H190V211H189ZM216 213H218V212H216ZM234 213H236V211L234 212ZM9 214H11V213H9ZM109 214V213H108ZM160 214V213H159ZM178 214V213H177ZM186 214V213H185ZM185 214H184V216H185ZM230 214H231V212H230ZM232 214H233V211H232ZM13 215V213L11 214V216ZM107 215V214H106ZM106 215H105V218H106ZM164 215H166V214H164ZM179 215V214H178ZM178 215H177V217H178ZM182 215V214H181ZM181 215H179V216H181ZM192 215V214H191ZM196 215V214H195ZM213 215V214H212ZM216 215V214H215ZM241 215H243V213H241L240 214V216ZM14 216V215H13ZM87 216V215H86ZM169 216V215H168ZM170 216V217H171ZM183 216V215H182ZM183 216V217H184ZM203 217H204V215H202ZM217 216V215H216ZM226 216H228V214L226 215ZM233 216V215H232ZM232 216H230L229 217V219H227L228 220V223L230 224L228 227L230 228L231 227V224H233V222H232V220L230 219ZM237 216H239V214L237 215ZM245 215H243V217H244ZM176 217V218H177ZM194 217V216H193ZM200 217V216H199ZM225 217V216H224ZM234 217V216H233ZM232 217V218H233ZM8 218V217H7ZM12 218V217H11ZM160 218V217H159ZM175 218V219H176ZM185 218H186V216H185ZM141 219V218H140ZM171 219V218H170ZM178 219H179V217H178ZM177 219V220H178ZM184 219V218H183ZM204 219V218H203ZM219 218H216V220H218ZM237 219H239V217L237 218ZM10 220V219H9ZM168 220V219H167ZM176 220V223L177 222H179V221H177ZM181 220H182V218H181ZM192 220V219H191ZM196 220H197V218H196ZM196 220H195V222H196ZM199 220V219H198ZM172 221H174V220H172ZM193 221V220H192ZM219 221V220H218ZM218 221H217V223H218ZM171 222V221H170ZM191 222V221H190ZM214 222V221H213ZM216 222V221H215ZM165 223V222H164ZM164 223H162V224H164ZM169 223V222H168ZM174 223V222H173ZM199 223V222H198ZM212 223V222H211ZM31 224V223H30ZM130 225V224H129ZM194 225H195V223H194ZM209 225V224H208ZM216 225V224H215ZM210 226V225H209ZM211 227V226H210ZM32 228V227H31ZM168 228V227H167ZM206 228H208V227H206ZM92 229V228H91ZM205 229V228H204ZM222 231V230H221ZM203 232V231H202ZM201 233V232H200ZM206 233H207V231H206ZM205 233V234H206ZM205 234H203L202 233V237H203V235H205ZM200 235V234H199ZM208 235H210V234H208ZM208 235H207V237H208ZM169 238V237H168ZM206 238V237H205ZM244 238V237H243ZM106 239V238H105ZM110 239V238H109ZM112 239V238H111ZM157 239V240H158ZM200 239V238H199ZM208 239V238H207ZM210 239V238H209ZM230 239H232L231 237H230ZM229 239V240H230ZM115 240V239H114ZM156 240V241H157ZM202 240H203V238H202ZM233 240V239H232ZM112 241V240H111ZM110 241V242H111ZM162 241V240H161ZM207 241V240H206ZM227 241V240H226ZM137 242V243H136ZM177 242V241H176ZM201 242H203V241H201ZM211 242V241H210ZM213 242V241H212ZM215 242V241H214ZM229 242V241H228ZM115 243V242H114ZM189 243V242H188ZM223 243H225V242H223ZM235 243V242H234ZM106 244V243H105ZM107 244H109V243H107ZM117 244V243H116ZM190 244V243H189ZM199 244H201V243H199ZM214 244V243H213ZM232 244H233V241H232ZM170 245V244H169ZM99 246H101V245H99ZM119 246V245H118ZM153 246V245H152ZM199 246H201V245H199ZM154 247V246H153ZM185 247V246H184ZM98 248H100V247H98ZM121 248V247H120ZM127 248H129V247H127ZM126 248V249H127ZM152 248V247H151ZM155 248V247H154ZM153 248V249H154ZM187 248H188V246H187ZM228 248H230V247H228ZM117 249V248H116ZM131 249V250H132ZM140 249V248H139ZM146 249V248H145ZM150 249V248H149ZM203 249V248H202ZM201 249V251H203ZM224 249V246H219V250H222V251H224L223 250ZM234 249H235V247H234ZM233 249V250H234ZM108 250V249H107ZM107 250H105L106 252H107ZM112 250V249H111ZM130 250V251H131ZM151 251H152V249H150ZM155 250V249H154ZM101 251H103V250H101ZM113 251V250H112ZM139 251V250H138ZM183 251H185V250H183ZM200 251V250H199ZM208 250H206V252H207ZM229 251V250H228ZM227 251V252H228ZM108 252H109V250H108ZM114 252V251H113ZM128 252V251H127ZM134 252V251H133ZM154 252V251H153ZM221 252V251H220ZM225 252V251H224ZM102 253V252H101ZM100 253V254H101ZM129 253V255H130V252H128ZM158 253V252H157ZM198 253V252H197ZM223 253V252H222ZM229 253V252H228ZM103 254V253H102ZM121 254V253H120ZM136 254H138V253H136ZM156 254V253H155ZM163 254V253H162ZM198 254H200V253H198ZM198 254H196V255H198ZM208 254V253H207ZM105 255H107V254H105ZM118 255V254H117ZM140 255V254H139ZM217 255V254H216ZM230 255V254H229ZM114 256V254L113 255H111L110 256V258L111 257H113ZM119 256V255H118ZM157 256V255H156ZM155 256V257H156ZM105 257V256H104ZM108 257H109V255H108ZM115 257V256H114ZM237 257V256H236ZM94 258V257H93ZM128 258V257H127ZM218 258V257H217ZM95 259V258H94ZM124 259H126V257L124 258ZM160 259V258H159ZM158 259V260H159ZM89 260V259H88ZM98 260V259H97ZM101 260V259H100ZM108 260V259H107ZM111 260H113V259H111ZM105 261V260H104ZM109 261V260H108ZM118 261V260H117ZM123 261V260H122ZM95 262V261H94ZM201 263V262H200ZM99 264V263H98ZM102 264V263H101ZM105 264V263H104ZM155 264V263H154ZM158 264V263H157Z\"/></svg>", "mask_w": 264, "mask_h": 264}, {"label": "snow or ice", "instance_id": "snow-or-ice-1", "mask_svg": "<svg viewBox=\"0 0 264 264\" xmlns=\"http://www.w3.org/2000/svg\"><path fill=\"white\" fill-rule=\"evenodd\" d=\"M94 7H95V4L94 3L89 5V8L90 9L91 8H94ZM140 39H143V37H140ZM73 43H75V41H73ZM135 47H136V45L134 44L133 45V48H135ZM200 67H201V62L199 60H197L196 63L193 64L191 67H188V69H187L188 73L192 74L189 77L192 82L190 84L189 83H185L183 85V89H184L185 92H187L190 87L197 86L199 84L201 78L205 75V72L207 71V69L205 68L204 71H201L200 70ZM176 68L177 69L180 68V64L179 63L176 64ZM181 75H183V73L181 71H179V70L175 71V76L177 78H179ZM30 80H31V86L24 89L25 94H28V93L37 94V93H39L43 97L45 94L43 93V91L37 85V76L36 75H32L30 77ZM21 83H24V81H22ZM19 87H20V85H16V88L17 89H19ZM101 89L103 91V89H104V86L103 85L101 86ZM0 93H3V95H0V119H3L5 117V114H7L9 112V108L5 106V98L6 97L13 96L14 93L12 91H8L7 93H5L4 92V89H0ZM15 95H19V93L17 92V93H15ZM106 99H107V97H106ZM237 99H238V97H237ZM152 116H153V121H155V119H156V113L153 112L152 113ZM140 124L142 126L145 125V119H144L143 115L140 118ZM145 131L148 132V135L149 136H152L153 135L152 131L149 128L145 127ZM3 133H4V130L2 128H0V137L3 136ZM9 134H11V127H9ZM61 135H62V133H61ZM152 143H153V147H156L155 138H153V142ZM17 146L18 147H23V145L18 144V142H13L12 147H17ZM237 163H238V161H237ZM46 167L50 171H56L57 172V175H55L51 179H53L57 184L60 185L61 188H63L64 183L66 181L62 177V174H60L58 172V170L52 169V166L51 165H48ZM43 170H44V167L42 166L41 171H43ZM69 170L71 171V167L69 168ZM234 172H235V170H233V174H234ZM43 179H44V183H47L48 182V178L47 177H45ZM46 191H48V192L52 193L53 195H55L56 198H57V200H60L61 203L63 202L62 199H61V193L60 192L55 191L51 187L46 188ZM196 202L199 203V200L197 199ZM245 227H247V225H245ZM260 243L261 244H264V239H262L260 241Z\"/></svg>", "mask_w": 264, "mask_h": 264}]
</instances>
